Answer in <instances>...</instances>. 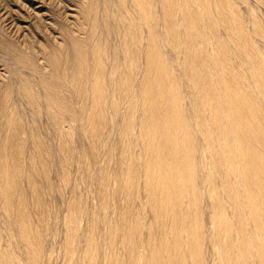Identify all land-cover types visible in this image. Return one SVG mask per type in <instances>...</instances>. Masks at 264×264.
Returning <instances> with one entry per match:
<instances>
[{
  "label": "rangeland",
  "instance_id": "1",
  "mask_svg": "<svg viewBox=\"0 0 264 264\" xmlns=\"http://www.w3.org/2000/svg\"><path fill=\"white\" fill-rule=\"evenodd\" d=\"M0 42V264H264V0H0Z\"/></svg>",
  "mask_w": 264,
  "mask_h": 264
},
{
  "label": "bare ground",
  "instance_id": "2",
  "mask_svg": "<svg viewBox=\"0 0 264 264\" xmlns=\"http://www.w3.org/2000/svg\"><path fill=\"white\" fill-rule=\"evenodd\" d=\"M20 51H24L25 53H27V51L25 50H20ZM0 52H2L4 54V56L2 57V55H0V62L1 63H5L3 62L5 58H10V57H14L17 60V63H22V59L20 57V53L17 50H14V52H18L19 56H17L18 54L14 53L13 51L10 50V48L4 45V43L0 42ZM12 82V81H11ZM9 88V81H6L3 85H0V92H2L3 94L6 93V91Z\"/></svg>",
  "mask_w": 264,
  "mask_h": 264
}]
</instances>
